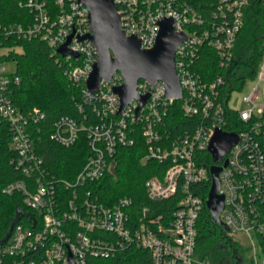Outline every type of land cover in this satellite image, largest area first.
I'll list each match as a JSON object with an SVG mask.
<instances>
[{
    "label": "built area",
    "instance_id": "1",
    "mask_svg": "<svg viewBox=\"0 0 264 264\" xmlns=\"http://www.w3.org/2000/svg\"><path fill=\"white\" fill-rule=\"evenodd\" d=\"M251 1L216 0L211 4L215 9L205 17L195 6L197 0H113L122 30L137 37L142 50L155 47L165 19H173L176 33L187 36L175 54L183 97L167 98L163 81L152 85L140 80L137 94L149 98L139 114L138 99L121 109L115 92L124 84L119 72L110 81L103 80L91 98L87 81L98 53L86 39L91 34L90 11L82 0H28L25 6L33 15L31 24L0 25V54L19 49L6 46L7 42L45 43L70 88L93 108L96 119L89 125L70 117L54 123L50 139L55 144L70 149L85 132L90 149L85 165L72 179L58 177L46 165L34 137L47 116L38 109L23 112L16 107L13 89L21 79L8 72L10 62H0V124L9 126L15 152L11 163L24 177L11 183L6 193L23 195L33 212L0 244V264H88L91 259L114 258L130 249L149 252L151 264H205L196 255L197 225L208 197L195 194L193 188L206 183L212 186L214 164L208 168L200 159L209 152L217 130L239 138L220 164L219 195L225 199L220 220L233 239L243 237L250 243L249 248L243 247L244 254L237 255L236 264H264L258 242L264 235V103H256L264 96V58L258 84L244 99L248 108L241 111L222 98L223 76L206 81L195 69L204 47L217 52L221 68L229 67ZM261 2L264 6V0ZM71 36L68 55L63 56L59 50ZM176 102H181L186 118L198 120L181 135L167 129L166 119L175 111ZM228 110L239 113L240 132L224 129ZM135 128L141 129L147 145L142 162H157L166 168L163 176L146 182L147 197L155 204L176 200L169 213L151 206L138 211L131 197L107 205L91 188L115 169L118 147L134 145Z\"/></svg>",
    "mask_w": 264,
    "mask_h": 264
},
{
    "label": "trees",
    "instance_id": "2",
    "mask_svg": "<svg viewBox=\"0 0 264 264\" xmlns=\"http://www.w3.org/2000/svg\"><path fill=\"white\" fill-rule=\"evenodd\" d=\"M27 1L0 0V25L31 24L33 15L25 6ZM215 1L197 0L195 6L205 17H208L209 12L215 9L214 5H211ZM5 45L9 47L16 45L19 48L0 54V62L15 63L14 73L21 79L20 85L13 89V101L23 112L38 109L47 116L46 121L39 124V131L34 133L38 151L55 175L72 179L90 156L86 133L82 132V139L76 146L65 149L51 141V130L61 117H70L85 125L94 123L96 119L93 108L82 101L80 93L70 88L63 69L56 59L51 57L45 43L20 41L7 42ZM263 58L264 6L261 0H252L245 9L244 27L237 37L234 58L229 67L221 68L217 52L204 47L195 69L206 81L216 80L220 76L225 78L221 96L226 101L230 100L233 92L240 90L247 80L257 78ZM174 108L175 111L173 110L166 119L167 129L171 133L181 135L197 125V119L189 120L185 117L181 110V102H176ZM242 127L239 113L228 110L224 129L227 132H240ZM134 138L133 146L118 147L115 169L91 188L107 205H112L121 197H131L138 211L143 206H151L163 213H169L175 208L173 206L176 200L155 204L149 201L146 190V182L154 176H163L166 168L157 162L143 163L147 145L140 128H135ZM14 158L9 126L2 123L0 124V244L8 241L16 224L33 214L26 207L23 195L6 193L11 183L24 179L11 163ZM200 160L208 168L214 164L209 152H205ZM210 189L211 184L206 183L199 188H193V191L207 198ZM197 228L196 255L205 264H236L237 255L246 252L222 226L213 221L207 207L200 216ZM258 242L264 254V235L258 237ZM88 264H151V257L147 251L130 249L114 258L91 259Z\"/></svg>",
    "mask_w": 264,
    "mask_h": 264
},
{
    "label": "water",
    "instance_id": "3",
    "mask_svg": "<svg viewBox=\"0 0 264 264\" xmlns=\"http://www.w3.org/2000/svg\"><path fill=\"white\" fill-rule=\"evenodd\" d=\"M89 8L91 34L86 37L97 49L98 60L93 72L87 81V87L92 99L99 92L100 84L110 81L116 73H121L124 84L115 89L121 99V109L129 105L134 99L140 100V107L146 104L149 95L140 97L137 94V85L145 80L152 85L163 81L166 86L167 98L183 97L176 71L175 54L179 46L187 39L183 33H176L173 19L163 20L156 45L151 50H142L141 42L135 36H127L122 30L121 19L117 13L113 0H82ZM68 42L60 48L63 56L68 55ZM236 134L217 130L210 145L214 165L211 168L212 186L207 201L213 221L222 226L227 232L229 228L220 220V214L225 206L224 196L219 195L220 166L225 155L238 142ZM228 161H225L226 167Z\"/></svg>",
    "mask_w": 264,
    "mask_h": 264
},
{
    "label": "rangeland",
    "instance_id": "4",
    "mask_svg": "<svg viewBox=\"0 0 264 264\" xmlns=\"http://www.w3.org/2000/svg\"><path fill=\"white\" fill-rule=\"evenodd\" d=\"M8 53V52H7ZM15 63H8L6 65V68L8 70V72H14L15 71ZM258 84V80H247L245 85L237 91H234L233 94L231 95V98L229 100V106L232 109L235 110H245L248 108V105L244 102V99L246 97H248L253 88ZM260 87L263 88V85L260 84ZM257 105H262L264 103V96L261 95L257 101H256ZM235 241H239L240 244L242 245V247L244 248H249L250 247V243L246 238L243 237H236V239H234Z\"/></svg>",
    "mask_w": 264,
    "mask_h": 264
}]
</instances>
